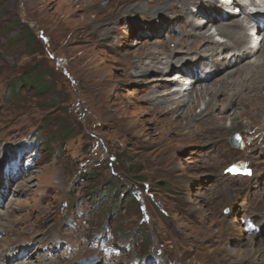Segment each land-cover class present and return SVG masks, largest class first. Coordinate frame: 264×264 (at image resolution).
<instances>
[{
  "label": "rangeland",
  "instance_id": "rangeland-1",
  "mask_svg": "<svg viewBox=\"0 0 264 264\" xmlns=\"http://www.w3.org/2000/svg\"><path fill=\"white\" fill-rule=\"evenodd\" d=\"M93 1L32 0L36 17L43 16L44 6L47 9L42 11L48 12L45 20H35L25 12L22 0H0V173L6 190L0 194V259L6 264H75L97 255L101 264H219L223 258L228 264H264L260 216L264 214V117L240 131L239 148L230 142L237 133L232 132L225 135V145H213L214 151H210L208 145L195 140L186 143L179 135L183 124L172 113L169 126L178 135L171 137L174 149L167 156L169 166L154 165L156 153L148 156L137 146L148 134L167 135L170 117L153 112L142 89L147 84L168 83L171 77H177V83L169 85V90L159 88L153 95L185 89L180 84L192 79L183 75L186 58L199 57L202 48L212 49L216 44L207 43L186 57L191 43L187 44L186 51L181 48L168 57L184 56L179 69L166 75L150 72L141 78L146 83L138 84L140 80L134 82L119 68L124 66V56L135 64L147 43L155 46L169 36H183V20L177 18L162 26L156 18L124 17L112 23L113 31L100 39L92 32L98 16L94 5L109 7L110 0ZM198 3L207 7L210 1L190 2L188 13L194 14L197 24L211 23L199 19ZM254 4L247 3V12L264 10V1ZM215 5L223 8L226 17L240 14L239 8L224 7L222 0ZM71 10L76 13L66 24V12ZM239 17L250 22L247 33L255 36L256 20L245 14ZM216 26L207 28L219 52L229 42ZM239 30L235 28L234 33ZM168 47L180 49L177 39L169 40ZM209 53L204 59H210ZM224 53L229 59L212 67L222 68L230 60L233 64L243 58H230L233 51ZM117 58L122 61L115 62ZM250 60L262 62L260 57ZM32 67L45 71L50 89L45 95L26 89L19 96L11 95L15 81ZM198 67L190 68L200 70ZM234 67L223 72H233ZM206 69L202 67L200 73ZM103 75L110 81L102 83ZM182 94L184 90L178 96ZM225 124L230 127L231 121ZM207 157L221 162L219 173L198 167ZM11 160L19 164L17 171L14 166L6 170ZM232 163H245L247 167H243L251 174L232 175L226 171ZM219 174L242 179L236 186L245 191L231 199L208 195L214 187L216 191L224 187L218 182ZM253 222L259 224V230H248ZM253 235L258 242L252 246L248 243ZM21 246L30 258L14 256Z\"/></svg>",
  "mask_w": 264,
  "mask_h": 264
},
{
  "label": "bare ground",
  "instance_id": "bare-ground-1",
  "mask_svg": "<svg viewBox=\"0 0 264 264\" xmlns=\"http://www.w3.org/2000/svg\"><path fill=\"white\" fill-rule=\"evenodd\" d=\"M22 1V6H24L25 12L28 14V16H31L35 20H45L46 18H48V12L45 13L44 11H42L46 10L47 6H44L42 8L41 14L43 13V16H41L40 18V16L36 17L35 13H32L31 11L32 0ZM198 1L201 0H110L109 7H104L101 6L99 3H95V12L98 14V16L95 17L92 22L94 25V31L92 32L98 33L95 34V37L101 39L102 37L107 36V34L113 31V26H111L112 23L120 21L124 17L131 16L144 17L149 21H152L155 18L160 19V23H162V26L163 24L171 23L174 19L177 18H181L183 20L181 23V27L183 29V36L178 35L179 37L176 38H174L175 36H167L168 41L177 39V44L180 46V49L169 48L168 41L163 42L161 40L159 42H155V46H153L152 43H147V48H145L146 50L143 52V57L136 59L137 63L135 64L133 59H127L126 56H124V66H121L122 68H119L124 71V73L122 72L124 76L126 75L128 78L130 77L131 79H134V82L140 80L138 81V84H140L146 83L142 81H144L143 79L146 78V76L150 72L156 71L164 73V75H166L173 72L177 68L179 69L184 60V56H176L175 54L174 58L172 59H169L168 57H171V54L174 53V51L176 53L178 50V52L182 51V49L189 43L191 44L187 47V51L183 49L184 51H186L185 56H188L189 53L191 55L192 52L202 48L203 46H205V44L207 46V43L216 44L217 46V43H215L216 41L213 40L214 35L213 33H209V28H207V25H218V27L216 26L218 34L227 37L229 43H224L221 46L223 47V49H221L219 52H217L218 50L215 51V49L217 48L215 45H213L212 49L207 46L206 48H202V50H204L203 52H201L200 50L199 57H195L192 59H190V57L189 59L186 58L187 62L182 64V69L184 70L183 75H191L192 79L188 81V84H180V86H183L185 89L179 87V89L177 88V90L168 91L166 92V94H162V96L153 95L157 91H159V88L169 90V85L175 82L177 83V77H171L170 82L168 83L157 82L147 84L146 87L142 89V91L145 92V96H149L144 97V100H146L151 105V109L153 110V112L160 115V117L161 115L162 117L163 115L165 117H170V115L174 114L175 120L182 122V132L179 135L182 136V139L185 140L186 143L193 142V140H195L196 142H199L198 144L201 143L203 145H208V149L210 151H214V149L212 148L213 145H225V135L227 133L230 134L232 132H237V134H239L240 136V131L242 129L249 127V125L251 124L261 122L260 120H262L264 117V23L261 25V27H258L256 34H254L255 36L258 35V37H255L247 33L250 22L248 24L244 20L241 21L239 17L240 15L245 14L246 17L249 19L253 18L263 20L264 10L259 9V11L256 13H247V3L251 5V3L254 4L256 0H222L224 7L229 8L230 6H234L233 8H239L240 11L239 15L235 14L226 17L223 15V8H218V6L215 5V2H217L218 0H208L210 1V3H207V7L205 6L206 3H198L200 6L199 19H209L211 23L205 24V22H200L199 24H197L195 23L194 14L188 13V10L190 2L196 3ZM259 1L261 2L264 0ZM34 2H36V0H34ZM66 13V16L68 15V13L69 15L67 16L68 18H66L65 22L66 24H70V21H72L70 16L74 15L76 11L73 12V10H71L70 12ZM219 17L222 18L221 21H219ZM235 18H239L240 20ZM152 26L154 25H150V27ZM235 28L238 30L240 29L238 32L239 34L234 33ZM185 34H188V36H185ZM259 35H262L261 40H259ZM153 37L155 36L153 35ZM97 41L99 42V40ZM239 43H242V45L237 46ZM86 51L89 52L88 49H85V52ZM232 51L233 54L232 56H230V58L235 57L236 55L238 57L241 55L243 58H241L240 60L236 59L233 64L231 63V60H228V63H224L223 66L221 65L222 68L212 67L220 64V62L223 63V61L227 58L229 59V57H227V55H223V53L225 52L224 54H226L227 52L230 53ZM208 52H210V59H204L203 56H206ZM217 54L223 55V57H217ZM251 57H256L257 59H259L260 57V59H262V62L257 63L256 61H251ZM121 61L122 60H120L119 58L115 59V62L117 63H120ZM191 61H193L194 63ZM238 61H240L241 64H239ZM197 65L199 66L198 68H200V70L196 69L192 71V68L190 67H195ZM202 67H207L209 69H206V73H200ZM230 67H234L236 69H233V72L225 74L228 71L227 69ZM221 72H223L225 75H223L222 73L223 76L217 79V76L221 75ZM110 79L111 78L108 77V75H103L101 82L106 83L110 81ZM212 82L213 84L212 86H210ZM197 84H200V86H202L200 90L196 88ZM183 90L184 95L182 94L183 96H178V94L180 92L182 93ZM206 97H208V100L205 101L204 109L201 110L200 113H196L197 107H199L200 103L204 101ZM171 118L172 117L168 118L167 120ZM244 119L247 120L246 123L242 122V120ZM159 120L161 119H158V122ZM227 120L231 121L230 127L226 126L225 124ZM171 123L172 121L169 120L168 125L166 124L167 127L170 128L167 129V135H164L162 133H158V135L148 134V138L143 139L141 138L142 136L139 135V132H136L138 134L137 137L141 138V142L138 144L137 147H142L148 156L152 155L153 153H156L152 161L154 165L158 166L159 164H165V166H169V162H166V160L167 156L169 157V155L171 154L172 148L174 149V141L172 142V138L178 135L177 131L175 132V129L172 128L171 130L172 126H169V124ZM136 126L133 127L137 129ZM1 161H3V159ZM261 162L264 161L262 160ZM240 164L238 165L242 167L246 166L245 163ZM198 167L200 169H210L211 172L213 171V173L217 174L221 171L222 166L221 162L218 159L215 162L212 158L207 157L205 161H202ZM240 173L231 174L238 175ZM242 175H245V173H242ZM218 179V182H220L221 184L220 186L223 185L225 188L223 187L221 191H216L217 187H214V189H211L212 191H210L208 195L212 193L214 196H224L226 198L231 199L233 197L235 198L238 192L240 193L245 191V188H242L243 186L237 187L239 186L238 184L242 179L240 180L239 178H236L234 176L223 177L220 176V174ZM245 182H247V180H245ZM2 183L3 175L2 173H0V194L6 191L5 189H2ZM261 189L262 191H264V188ZM208 195L203 196L208 198ZM1 199L3 201L2 196ZM261 201L264 202V199H261ZM1 203L2 202H0V205ZM260 216L262 217L261 221L264 225V214ZM256 225L259 226V224ZM240 230L244 231L242 227L240 228ZM250 237L251 238H249L248 244L253 246L258 242V236L253 235ZM22 248L23 246L19 248L16 254L12 251V255L15 254L14 256L18 258H30L29 255H24ZM61 249H63V247H61ZM21 254L23 256L20 257L19 255ZM1 261L6 264L3 260ZM227 262V259L223 258L222 262L219 264H228ZM3 263L0 262V264Z\"/></svg>",
  "mask_w": 264,
  "mask_h": 264
},
{
  "label": "trees",
  "instance_id": "trees-1",
  "mask_svg": "<svg viewBox=\"0 0 264 264\" xmlns=\"http://www.w3.org/2000/svg\"><path fill=\"white\" fill-rule=\"evenodd\" d=\"M45 71H41L35 67L25 71L14 85L11 87L10 92L13 96H19L23 90H34L37 94L45 95L50 89V83L45 78Z\"/></svg>",
  "mask_w": 264,
  "mask_h": 264
},
{
  "label": "water",
  "instance_id": "water-1",
  "mask_svg": "<svg viewBox=\"0 0 264 264\" xmlns=\"http://www.w3.org/2000/svg\"><path fill=\"white\" fill-rule=\"evenodd\" d=\"M230 142L231 144L235 147V148H239L241 146V137L239 136V134H233L230 138ZM233 166L237 167V170L232 172L229 171L230 168H233ZM227 172H231V173H246L248 171H250L249 169H246L240 165H238L237 163H232L230 166H228V168L226 169ZM251 172V171H250ZM92 261H96L98 264H101L97 255H90L88 257H84L81 258L80 260H78L75 264H89Z\"/></svg>",
  "mask_w": 264,
  "mask_h": 264
},
{
  "label": "snow or ice",
  "instance_id": "snow-or-ice-1",
  "mask_svg": "<svg viewBox=\"0 0 264 264\" xmlns=\"http://www.w3.org/2000/svg\"><path fill=\"white\" fill-rule=\"evenodd\" d=\"M237 170V167L236 166H233V168H230L229 171H236ZM245 174H251L250 171L246 172Z\"/></svg>",
  "mask_w": 264,
  "mask_h": 264
}]
</instances>
